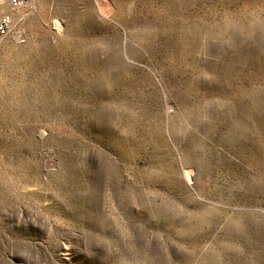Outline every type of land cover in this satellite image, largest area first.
Here are the masks:
<instances>
[{"label":"rangeland","instance_id":"rangeland-1","mask_svg":"<svg viewBox=\"0 0 264 264\" xmlns=\"http://www.w3.org/2000/svg\"><path fill=\"white\" fill-rule=\"evenodd\" d=\"M39 1L0 10V264H264V0Z\"/></svg>","mask_w":264,"mask_h":264},{"label":"bare ground","instance_id":"bare-ground-1","mask_svg":"<svg viewBox=\"0 0 264 264\" xmlns=\"http://www.w3.org/2000/svg\"><path fill=\"white\" fill-rule=\"evenodd\" d=\"M13 2H15V4H13ZM38 3H40L39 0H0V10L4 11V12H7L8 10H17V9L23 10L24 6H28V5L31 6L32 8L36 9V4H38ZM95 4H96L95 14L97 15V18H101V19L103 18V19H107V20L113 19L112 18V12H113L114 8H113L110 0H98L97 2H95ZM89 10H90V8H89ZM46 24L50 30L52 29L57 34H59L60 31L62 30V24L60 21H53L50 24L49 23H46ZM181 168H182L181 170H183L182 171V175H183L182 177L184 178L185 183L191 184L192 183V176H193L192 170H189L188 169L189 167L187 168L186 166H184V167L181 166ZM221 208H222V206H221Z\"/></svg>","mask_w":264,"mask_h":264},{"label":"built area","instance_id":"built-area-1","mask_svg":"<svg viewBox=\"0 0 264 264\" xmlns=\"http://www.w3.org/2000/svg\"><path fill=\"white\" fill-rule=\"evenodd\" d=\"M7 23L5 20H1L0 21V36H4L5 35V32L7 30Z\"/></svg>","mask_w":264,"mask_h":264}]
</instances>
